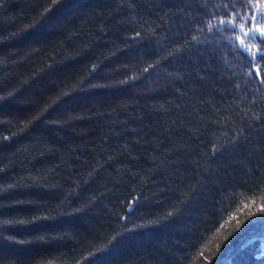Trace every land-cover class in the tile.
Masks as SVG:
<instances>
[{"label": "trees", "instance_id": "obj_1", "mask_svg": "<svg viewBox=\"0 0 264 264\" xmlns=\"http://www.w3.org/2000/svg\"><path fill=\"white\" fill-rule=\"evenodd\" d=\"M246 12L0 2V264H264V39L254 64L225 22Z\"/></svg>", "mask_w": 264, "mask_h": 264}, {"label": "snow or ice", "instance_id": "obj_2", "mask_svg": "<svg viewBox=\"0 0 264 264\" xmlns=\"http://www.w3.org/2000/svg\"><path fill=\"white\" fill-rule=\"evenodd\" d=\"M0 2H2V0H0ZM246 3L247 12L240 14V20L242 22L238 23L236 20V14H233L229 23L235 25L239 30L237 33V43L255 64L260 45L246 41H255L258 36L264 39V23H261L258 20V17L264 19V0H246ZM260 54L264 56V52H261ZM261 68H264V65H259L257 68H254L253 73L259 75L261 81L264 82V74L261 73ZM253 73H250V75ZM0 207H3V205H0ZM8 238L11 239V237Z\"/></svg>", "mask_w": 264, "mask_h": 264}, {"label": "clouds", "instance_id": "obj_3", "mask_svg": "<svg viewBox=\"0 0 264 264\" xmlns=\"http://www.w3.org/2000/svg\"><path fill=\"white\" fill-rule=\"evenodd\" d=\"M225 22H229V18H228V20H227V21H225Z\"/></svg>", "mask_w": 264, "mask_h": 264}]
</instances>
